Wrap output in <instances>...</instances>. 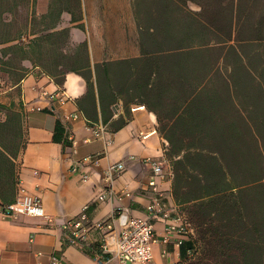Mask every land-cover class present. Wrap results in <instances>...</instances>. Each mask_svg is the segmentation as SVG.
<instances>
[{"label": "trees", "instance_id": "obj_1", "mask_svg": "<svg viewBox=\"0 0 264 264\" xmlns=\"http://www.w3.org/2000/svg\"><path fill=\"white\" fill-rule=\"evenodd\" d=\"M57 2L52 24L64 9L78 19L79 0ZM19 3L0 1L9 10ZM132 3L141 54L108 62L103 71L117 68L112 86L154 110L169 142L173 194L196 231L194 252L183 264H264V0ZM68 34V28L53 34L59 56ZM48 37L7 50L31 58L37 43L44 54ZM68 61L43 67L60 84L67 70L81 73L94 97L100 64L95 76L86 40ZM84 110L89 124L98 122ZM17 182L13 173L0 176V203L15 199Z\"/></svg>", "mask_w": 264, "mask_h": 264}, {"label": "crops", "instance_id": "obj_2", "mask_svg": "<svg viewBox=\"0 0 264 264\" xmlns=\"http://www.w3.org/2000/svg\"><path fill=\"white\" fill-rule=\"evenodd\" d=\"M17 1L21 3L14 10L0 4V176L13 173L16 181L20 179L41 198L47 215L0 213V264H55L54 258L59 260L57 264H101L103 258L96 256L99 233L94 231L81 244H71L62 222L85 204H89L93 221L110 216L118 207L144 215L153 190L148 185L152 170L142 158L165 155L169 143L159 131L156 112L138 100H127L112 86L117 68L112 73L103 71L108 62L141 54L133 3L79 0L81 5H75L78 19L73 20L72 12L64 9L52 24L55 15L51 9L58 6V0ZM66 28L69 34L60 41L66 54L59 56L53 41ZM41 34L49 36L42 40L44 54L37 43L32 59L7 50L15 42L26 48L29 40ZM85 40L95 76V64H100V84L95 82L94 97L88 94V83L81 73L67 70L60 84L43 67L68 63V54ZM84 108L106 124L104 137L94 136ZM88 155L99 160L84 159ZM118 160H125L126 168L115 178L114 187L129 189L133 194L122 200L98 199L106 185L104 168ZM85 172L88 179L83 177ZM172 183L173 174L159 187L176 209L182 210ZM155 228L158 240L151 264L186 262L192 238L184 237L177 244L179 235H175L165 242V222L156 220ZM106 264L140 263L122 262L113 256Z\"/></svg>", "mask_w": 264, "mask_h": 264}, {"label": "built area", "instance_id": "obj_3", "mask_svg": "<svg viewBox=\"0 0 264 264\" xmlns=\"http://www.w3.org/2000/svg\"><path fill=\"white\" fill-rule=\"evenodd\" d=\"M78 115L77 113L75 114ZM89 124V123H88ZM94 136L104 137L107 131L106 124L94 122L89 124ZM109 142V141H108ZM84 159L97 162L99 159L92 155L85 156ZM142 161L151 168V175L148 185L152 187L153 195L146 205L144 215L131 214L127 210L118 207L110 216L93 221L90 219L88 208L85 204L76 215L65 219L62 227L65 235L71 244H81L87 240L94 231L99 233V247L96 256L103 258L101 264L111 257H118L122 262H139L140 264H151L154 257V243L158 240L155 222L161 220L165 222V233L163 240L168 242L173 236L179 235L176 243L180 244L184 237L193 238L196 234L193 224L181 210L169 201L164 189L160 188L161 182L172 176L170 160L166 155L160 157L147 156ZM126 168L125 160H118L109 163L103 172L105 187L98 193V199L122 200L125 196L133 193L126 188L117 190L114 187L115 178ZM74 169H77L74 166ZM85 179L89 178V173L83 174ZM0 213L7 215L26 214L30 216L47 215L41 198L29 191V189L18 179L17 193L15 199L10 202L0 203ZM50 219H53L49 216ZM167 252L164 249V253ZM194 252L193 247L188 248V254ZM59 260L54 258L53 263Z\"/></svg>", "mask_w": 264, "mask_h": 264}, {"label": "rangeland", "instance_id": "obj_4", "mask_svg": "<svg viewBox=\"0 0 264 264\" xmlns=\"http://www.w3.org/2000/svg\"><path fill=\"white\" fill-rule=\"evenodd\" d=\"M191 6H192L193 8H197V6H196L195 4H192V3H191Z\"/></svg>", "mask_w": 264, "mask_h": 264}]
</instances>
